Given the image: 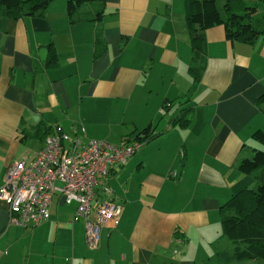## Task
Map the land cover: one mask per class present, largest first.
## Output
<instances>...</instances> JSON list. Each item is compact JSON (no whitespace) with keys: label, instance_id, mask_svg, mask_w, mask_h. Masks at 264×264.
<instances>
[{"label":"crops","instance_id":"obj_1","mask_svg":"<svg viewBox=\"0 0 264 264\" xmlns=\"http://www.w3.org/2000/svg\"><path fill=\"white\" fill-rule=\"evenodd\" d=\"M103 1L83 4L74 21L67 0L40 16L0 10V186L7 164L42 146L32 136L40 123L82 144L127 143L147 126L153 137L110 170L105 183L121 214L116 227L100 228L95 248L84 220L73 219L76 203L60 193L34 227L10 224L0 199V264H224L217 253L233 245L220 208L259 179L238 164L252 133L264 131V37L230 41L213 26L194 59L184 0ZM183 108L189 121L175 123ZM96 191L93 209L107 198Z\"/></svg>","mask_w":264,"mask_h":264},{"label":"trees","instance_id":"obj_2","mask_svg":"<svg viewBox=\"0 0 264 264\" xmlns=\"http://www.w3.org/2000/svg\"><path fill=\"white\" fill-rule=\"evenodd\" d=\"M52 0H0V10L14 19L24 16H40ZM103 0H67L66 12L71 21L75 20L76 11L83 5ZM218 2H222L219 7ZM103 15V11L95 13L85 19L96 20ZM84 18V17H83ZM184 18L193 50V58L201 56L204 45L203 33L206 29L222 25L225 36L230 41L253 43L258 37H264V0H184ZM51 61L55 55L51 54ZM194 80L199 79L197 68L190 67ZM264 101V92L260 97ZM172 100L164 101L162 108L167 109ZM189 108H183L173 121L186 123L189 120ZM62 131L56 126L40 123L34 126L32 136L45 140L48 135ZM154 131L147 126L137 132L132 140L123 141L140 144L153 137ZM255 142L264 146V131L257 129L252 133ZM251 155L242 158L238 169L256 178L260 171L258 183L255 188H245L234 194L220 208L222 233L233 245L232 252L218 251L217 255L224 264L231 260L257 258L264 260V149L251 148ZM124 165V164H121ZM119 165V166H121ZM114 168V167H112ZM111 168V169H112ZM110 169V170H111ZM109 170V172H110ZM108 172V174H109ZM104 178V185H97L103 191L104 186L109 187ZM256 181V182H257ZM96 187V188H97ZM97 192V191H96ZM111 189L106 194L110 199ZM113 201V200H112ZM114 202V201H113Z\"/></svg>","mask_w":264,"mask_h":264},{"label":"built area","instance_id":"obj_3","mask_svg":"<svg viewBox=\"0 0 264 264\" xmlns=\"http://www.w3.org/2000/svg\"><path fill=\"white\" fill-rule=\"evenodd\" d=\"M139 145L105 139L82 144L78 136L70 138L63 130L48 135L33 158L5 166L0 199L7 205L8 222L30 227L42 223L50 216L52 196L60 193L66 202L76 203L73 219L84 220L87 246L97 247L100 228L116 227L121 206L105 198L93 209L96 187L104 185L109 170L125 164ZM103 191L108 194L110 188L104 186Z\"/></svg>","mask_w":264,"mask_h":264},{"label":"rangeland","instance_id":"obj_4","mask_svg":"<svg viewBox=\"0 0 264 264\" xmlns=\"http://www.w3.org/2000/svg\"><path fill=\"white\" fill-rule=\"evenodd\" d=\"M67 3V2H66ZM91 3V2H90ZM93 3V2H92ZM221 4H222V2H218V5H219V7H221ZM78 11H80V9L78 10ZM253 142L255 143V145H251V147H250V149L252 148V147H258V148H262V149H264V146L263 145H261V144H259V143H257V142H255L254 140H253ZM251 153H252V151H251ZM251 153H250V155H251ZM249 155V156H250ZM256 173H260V171H257ZM257 183H258V181L256 182V184L254 185V186H252V187H250V188H255L256 187V185H257ZM230 241V243H231V240H229ZM227 264H231V263H235V264H264V260L263 259H257V258H249V259H243V260H237V259H235L234 261H228V262H226Z\"/></svg>","mask_w":264,"mask_h":264},{"label":"water","instance_id":"obj_5","mask_svg":"<svg viewBox=\"0 0 264 264\" xmlns=\"http://www.w3.org/2000/svg\"><path fill=\"white\" fill-rule=\"evenodd\" d=\"M45 53H46V49L45 48L40 49L41 58L44 56Z\"/></svg>","mask_w":264,"mask_h":264}]
</instances>
